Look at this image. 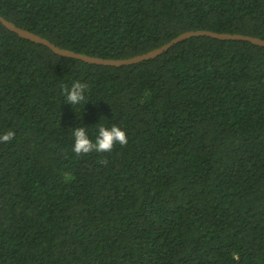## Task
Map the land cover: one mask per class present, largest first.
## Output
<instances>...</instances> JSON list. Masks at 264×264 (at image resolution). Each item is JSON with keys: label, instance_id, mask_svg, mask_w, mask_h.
<instances>
[{"label": "trees", "instance_id": "1", "mask_svg": "<svg viewBox=\"0 0 264 264\" xmlns=\"http://www.w3.org/2000/svg\"><path fill=\"white\" fill-rule=\"evenodd\" d=\"M75 53L127 59L182 33L264 40V0H0ZM86 83L85 100L64 87ZM126 146L73 151L72 128ZM0 264H264V47L209 37L122 67L0 24Z\"/></svg>", "mask_w": 264, "mask_h": 264}, {"label": "water", "instance_id": "2", "mask_svg": "<svg viewBox=\"0 0 264 264\" xmlns=\"http://www.w3.org/2000/svg\"><path fill=\"white\" fill-rule=\"evenodd\" d=\"M0 24L3 27H5L7 30H9L10 32L16 34L17 36L21 38H24L36 44L46 46L54 54L58 56L79 60L87 64L99 65V66H109V67L129 66V65H134L140 62H144V61L157 58L161 56L163 53H165L166 51H168L174 45L184 40H187L189 38H192V37H209V38H213L216 40H224V41H243V42H248V43H251L259 47H264V40L256 38V37L244 36V35H239V34H226V33H216V32H211V31L197 30V31H189V32L182 33L179 36L175 37L174 39L170 40L168 43L162 45L161 47L153 49L144 54L137 55V56L127 58V59H117V60L114 59L113 60V59H102V58L87 56V55L75 53L73 51H69L66 49H62L54 45L47 39L40 37L37 34H34L23 28L17 27L15 24L7 21L2 16H0Z\"/></svg>", "mask_w": 264, "mask_h": 264}, {"label": "clouds", "instance_id": "3", "mask_svg": "<svg viewBox=\"0 0 264 264\" xmlns=\"http://www.w3.org/2000/svg\"><path fill=\"white\" fill-rule=\"evenodd\" d=\"M88 88L86 83L75 81L72 86L64 87V95L67 103L79 105L85 100V91ZM72 136L74 138V146L72 151L77 155L89 154L91 152L105 153L110 152L118 143L126 146L128 143L127 134L118 125H112L110 128L105 126L98 127V135L95 141L89 138L86 127L72 128ZM15 138V132L7 131L0 136V142H10Z\"/></svg>", "mask_w": 264, "mask_h": 264}]
</instances>
